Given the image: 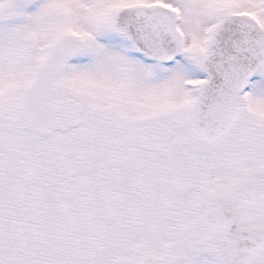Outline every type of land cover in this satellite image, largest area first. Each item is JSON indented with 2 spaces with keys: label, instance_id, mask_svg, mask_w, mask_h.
<instances>
[{
  "label": "snow or ice",
  "instance_id": "obj_1",
  "mask_svg": "<svg viewBox=\"0 0 264 264\" xmlns=\"http://www.w3.org/2000/svg\"><path fill=\"white\" fill-rule=\"evenodd\" d=\"M0 264H264V0H0Z\"/></svg>",
  "mask_w": 264,
  "mask_h": 264
}]
</instances>
